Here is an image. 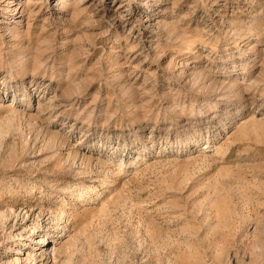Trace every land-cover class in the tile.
I'll return each instance as SVG.
<instances>
[{"label": "rangeland", "instance_id": "374dc122", "mask_svg": "<svg viewBox=\"0 0 264 264\" xmlns=\"http://www.w3.org/2000/svg\"><path fill=\"white\" fill-rule=\"evenodd\" d=\"M0 264H264V0H0Z\"/></svg>", "mask_w": 264, "mask_h": 264}]
</instances>
